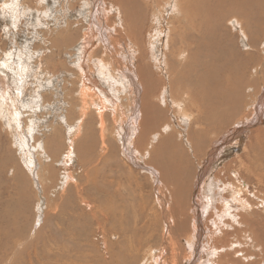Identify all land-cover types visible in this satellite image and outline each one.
I'll list each match as a JSON object with an SVG mask.
<instances>
[{
    "label": "rangeland",
    "instance_id": "1",
    "mask_svg": "<svg viewBox=\"0 0 264 264\" xmlns=\"http://www.w3.org/2000/svg\"><path fill=\"white\" fill-rule=\"evenodd\" d=\"M6 1L9 0H2L1 3L4 4ZM152 1L148 0V4ZM111 3L123 5L121 7L124 10L122 16L125 29L119 24L118 13ZM10 4L13 5L14 16L10 10H7L6 18L0 16V160L3 159L0 165L2 163L4 165V173L0 175V182H3L0 186V199L2 201L12 199L13 207L11 214L4 220L0 219V233H6L0 236V264H101L100 258L103 260L105 257L103 255L107 254L105 248L111 242L116 243L119 240L115 239L113 234L103 235L105 227H103L100 209L101 200H106L105 192L109 186L104 177L113 174L119 175L125 181L128 180V183H123L124 187L118 191V199L113 203L119 208L116 211L119 213L120 209H127L129 214L127 217L132 223L135 216H143L144 221L148 220L151 226L149 227V230H152L151 234H149L150 231L146 232L149 235L144 233L145 238L142 234H138V239L143 240L138 244L140 249L136 261L140 264H146L150 249H152L151 255L154 260L158 259L159 263L162 262L161 264H171L169 252L166 250L163 254L161 250L169 241L167 240L169 226L165 218L170 214H187L186 209L191 205L190 203H193L191 199L197 194V185L200 184L201 190L204 180L210 179L201 177V169L206 166H208L206 176L210 174L218 176L220 180L231 185H237L238 178L239 181L241 180V186L249 187L245 194L251 204L257 205L251 211H254L255 215L259 213L261 224H264V144L261 145V152L259 148L252 151L248 149L252 142L256 143L253 138L255 130L263 127L264 122L262 121L263 124L261 121L252 122L253 125L249 130L244 129L246 133L244 132L242 136L236 134L229 144L219 150L220 155L214 161L208 160L211 145L208 142L209 139L213 141V139L226 137L228 130L241 127L242 117L252 112L253 103L260 107L263 96V48L259 51V48L251 50L247 47L249 45L247 40L238 34L241 29L237 23L228 22L229 19H226L225 28L233 29L235 34L236 43L232 49H230L229 39L221 35L222 24L217 26V35L227 49L225 61L229 59L231 50L239 51V48L242 49V53L250 52L255 57L245 71L247 74L244 75V80L235 96L238 102L243 98L244 104L249 106L245 107L242 104L240 113L234 111L233 119L226 122H222L220 118L208 119L207 124L196 126L193 123L190 129L189 125L184 126L178 123L187 135V140L192 142L191 138L194 139L197 133L192 143L198 151V160H196L197 156L194 158L191 151L184 145L175 153L173 152V155L163 156L160 151L159 159L155 161V164H151L150 155L142 157L139 164H136L124 150L127 143L125 132L121 131V128L125 129L130 123L131 109L139 106L140 98L142 101L143 97L139 91H136L134 85L135 91L129 93L130 98L122 93L120 101L117 93L113 95L111 84L106 82V79L110 77L109 73L97 64L99 61H104L119 80L125 76L117 71L116 65L106 63L105 47H100L103 45V39L99 38L98 28L99 25L102 26L101 24L111 25L114 28L112 29L114 34L120 35L117 37L119 41L123 38L127 40V43L123 45L111 47L127 63L123 58L126 56L128 50L126 46L130 39L127 34V24L131 22L124 7L127 4L120 0H107L106 4L103 0L89 2L86 0H13ZM87 4L89 6L85 9ZM99 4L106 19L97 16L98 19L95 21L93 9ZM47 10L48 17H45L44 13ZM144 18L145 25L151 26V21L154 20L151 13ZM98 21L101 24H98ZM116 22L118 28H116ZM166 27H168L167 24ZM238 35L241 37L240 40ZM111 38L113 37L109 36L108 40L110 41ZM145 38L146 42L150 43L151 36L148 39L146 31ZM63 39L65 42L62 41ZM165 41L164 38L160 42L157 54L151 50L144 57V61L138 59L139 54L136 53V58L132 61L136 73H139L142 65L147 63L148 66H153L154 73L157 72L156 79H163L162 75L158 74L159 71L155 69L153 59H159L162 56ZM260 41L261 43L264 41V26L261 28ZM83 48L89 52H95V55L90 57V54L87 55L86 52L79 54V49L85 51ZM80 57L81 63L78 61ZM260 66L261 72L258 73L256 68ZM228 71L230 68L226 72ZM85 73L91 84L84 82L82 75ZM189 76L190 73H187L186 80L176 82L174 89L177 94L182 89L197 91L196 78L192 75L195 83ZM219 77L224 78L227 83L230 82V86L233 80L238 79L237 75L232 78L229 73L225 77L219 74ZM79 91L81 94H78ZM101 91H105L107 96H102ZM82 100L89 108L87 114L78 106L70 107L69 102L79 105V101ZM185 101L192 111L199 110L198 104L187 99ZM19 114L21 120H19ZM170 114L173 116V111L170 110ZM157 116L164 122H158L153 127L155 129L153 133H157L164 123H170L169 115L157 113ZM29 117L31 119L26 120ZM262 119L264 120V114ZM31 121L36 122L37 132L30 135L27 122L31 123ZM210 127H215L217 130L222 127L226 129L217 134L204 135L211 129ZM200 135L208 144L199 139ZM147 139L148 137L145 140ZM184 139L186 140V137ZM172 141L176 143V137H173ZM241 141L242 143L239 144ZM35 147L42 151L44 157L36 155L35 158L34 156L35 159H41V163L33 162V170L30 159ZM144 147L143 145L141 149L137 148L142 152ZM206 147L208 149L204 150ZM247 153L249 155L245 158ZM163 161L167 168L165 177L160 173L157 175L154 171V168L161 165ZM46 163L54 168L52 177H47L49 169ZM113 164L117 165L116 172L109 171V165ZM39 167L41 168L40 177L45 175V179H48L44 184L46 192L44 197L47 202L52 201L57 204L65 199L69 191L71 193L73 207L69 208L62 217L70 218L72 224L76 223L77 226L73 227L70 236L61 234L57 236V247L56 243L49 240L51 232H59L56 231L51 217H48V211H46L44 222L40 221L41 218L38 215H41L43 211L40 209L42 200L40 203L38 201L43 198L40 197L37 186L33 185L32 177H37L36 171L38 172ZM199 178H203V181L199 182ZM65 180L69 182L70 187L61 189L60 185ZM175 193H177L176 196L181 195V198L177 199ZM19 195L22 202H19ZM163 203L166 211L168 210L165 211V217ZM17 211L21 214L20 217ZM50 213L55 214L57 211ZM81 216L84 218L82 219ZM15 217L18 221L13 220ZM6 219L10 220L8 224L5 223ZM48 219L51 222L46 221ZM34 226L41 232L35 238L32 233L36 230ZM142 226L143 221L139 219L137 228L140 229ZM207 227L211 229V224ZM207 227L205 232L208 230ZM26 237L27 243L22 245ZM64 243L68 244L67 249L61 246ZM255 246L248 243L246 255H251L250 263L264 264V226L261 228V242L256 248ZM117 249L118 247L114 246L113 249L109 248V252ZM243 263L249 262L246 263L243 260Z\"/></svg>",
    "mask_w": 264,
    "mask_h": 264
},
{
    "label": "bare ground",
    "instance_id": "2",
    "mask_svg": "<svg viewBox=\"0 0 264 264\" xmlns=\"http://www.w3.org/2000/svg\"><path fill=\"white\" fill-rule=\"evenodd\" d=\"M12 1L13 0H9L2 4V0H0V16L6 18L5 15L7 14V10H10L14 16L13 5L10 4ZM86 1L89 2L91 0ZM120 1L127 4L124 7L128 14L127 17L130 18L131 22V24H127V34L130 39H128V44L126 46L128 47L126 56L123 57L127 63L122 60V56L119 55L117 51L111 48L113 45H123L127 43V40L123 38L119 41L117 37H120V35L114 34L112 31L114 28H112L111 25L103 26L99 21L98 24L102 26L99 25L98 32L100 34L99 38L103 39V45L100 47H105L106 63L116 65L118 67L117 71H120L125 76L119 80L104 61H99L97 64L109 73L110 77L106 79V82L111 84L113 95L117 93L120 101V94L123 93L129 96V93L135 91L133 88L134 85L136 91H139L143 97L141 101L139 94L138 97L140 98L141 104L131 109L130 123H128L125 129L121 128V131L123 130L125 132V142L127 143L124 150L127 151L133 163L139 164L142 157L145 158L150 155V159H152L151 164H155V161L159 159V153L162 152L161 155L163 156L169 154L173 155V152L175 153V151L181 149V147L185 145V147L191 151L194 158L197 156L196 160H198V151L192 143L197 133H195L194 139L191 138V142L189 139L187 140V135L184 134L180 125H189L190 129L193 123L196 126L203 125L204 123L207 124L208 119L215 120L216 118H220L222 122H226L229 119H233L234 111L240 113L241 105L244 104V101L242 98L241 101L238 102L235 96L244 80V75L247 74L245 71L250 62L255 59L250 52L242 53V49L239 48V51L236 49L231 50L229 52V59L225 61L227 49H225L221 39L217 35V26L222 24L221 35L229 39L231 43L230 49H232L236 43L234 39V30L225 27L226 19H229L228 22L234 21L237 23L239 29H241V32L238 34H241L248 42L249 45H247V47L251 50L259 48V51L263 48L264 55V41L262 43L260 41L261 28L264 26V0H153L151 4H148V0ZM103 2L106 4L107 0H103ZM88 6L89 4L85 5V9H87ZM111 6L116 9L119 16V24L125 29L124 17L122 16V11L124 12L122 8L123 5L111 3ZM100 11L101 4L93 9L95 21L98 19L97 16L101 19H106V15L103 14L102 11L100 14ZM48 13L49 11L47 10L44 16L48 17ZM148 13H151L154 18L153 22L151 21V26H146L144 23V17H147ZM166 24L168 27H166ZM159 25L161 27H159ZM117 26L116 22V28H118ZM145 31L148 35V39L151 36L150 43L146 42ZM115 32L118 33V31ZM109 36L113 37L110 41L108 40ZM238 37V40H240L241 37L239 35ZM164 38L166 41L163 53L159 50L162 56L159 57V59H153L155 62H153L155 64L154 67L159 71L158 74L162 75L161 78L163 79H156L155 73L157 72L155 71L154 73L153 66H148L147 63L142 65L141 69H139V73H136L132 63L133 59L136 58V53L139 54L138 59L144 61V57L147 56L151 50L154 54L158 53L160 42H162ZM62 41L65 42L64 39ZM83 50L85 51L79 49L78 53L82 54L86 52L87 55L90 54V57L95 55V52H89L86 48H83ZM78 61L81 63L82 58L80 57ZM262 65H264V56ZM228 68H230V71L226 72ZM256 72H261V66L256 68ZM187 73H190L189 78L195 83L194 77L196 78L198 82V84L196 83L197 91L182 89L181 92L177 94L174 86L176 82L186 80ZM228 73L232 78L236 75L238 78L237 81L233 80L231 82V86L230 82L227 83L224 78L219 77V74L225 77ZM82 78L85 83L91 84L86 73L82 75ZM78 94H81V91H79ZM101 95L106 97L107 93L101 91ZM181 96L183 97L180 98ZM205 96L206 98L204 99ZM263 98L264 91L260 107L254 103L252 104L253 110L242 117L243 121L240 123L242 124L241 127L228 130L227 133H229L226 137H221L216 140L213 139V141L209 139L208 142L211 143V145L208 152V160L210 162L214 161L216 157L220 155L219 150L229 144L231 140L235 138L234 136L236 134L242 136L244 132L246 133L244 129L249 130L254 121L257 123L259 121H261V123L262 121L264 122L263 119L261 120L264 114ZM185 99L198 104L199 110L197 112L192 111L190 107L186 105ZM107 102L109 101L107 100ZM69 104L70 107L78 106L86 114L89 112V108L84 100L79 101V105H75L73 102H69ZM121 104L123 105L122 102ZM244 105L245 107L249 106V104L247 106L246 103ZM170 110L173 111V116L170 114ZM253 112L257 113L254 114ZM157 113L169 115L170 123H164L157 133H153L155 131L153 127L158 122H164L157 116ZM250 118L252 119L250 120ZM21 119L20 115L19 120ZM30 119V117L26 118V120ZM27 123H29L28 128L30 135L37 132L36 122L31 121V123ZM210 128L211 129L206 131L204 135L208 136L210 135L209 133L217 134L226 129V127H222L220 130H217L215 127ZM176 131H178V133H175ZM255 131L256 133L253 138L256 143L254 144V142H252L248 149L252 151L259 148L261 152V145L264 144V126L256 128ZM146 137H148L147 140H145ZM173 137H176V143H173ZM185 137L186 140L184 139ZM199 139L208 144L207 141L202 139V135L199 136ZM241 143L242 141L239 142V144ZM143 145L145 147L141 152L137 147L141 149ZM207 149L208 147L204 148V150ZM36 155L42 158L44 157L42 151L35 147L30 159L33 170V162L38 161L39 164L41 163V159H35ZM248 155L249 153L245 155V158ZM0 161H3V159ZM47 165L48 163H46V167ZM116 167L117 165L114 164L109 165V171L116 172ZM48 169L49 173H47V177H52L54 174L53 166L48 165ZM154 171L157 175L160 173L161 176L163 175V177H165L167 175L165 161H163L161 165L155 167ZM2 173H4L3 163L0 165V175H2ZM36 174V179L32 177V183L37 186L40 197L45 199L44 196L46 192L44 184L48 179H45V175L40 177V167L38 172L36 171ZM206 175H208V166L201 169V177H209L210 179L207 178L204 180L201 190L199 188L200 184L197 185V194L191 199L193 203H190L191 205L186 209L187 214H170L165 218L166 224L169 226L167 231V240L169 241L166 245L164 244L165 246L161 249L162 253L164 254L166 250L169 252L171 264H244L243 260L246 263L249 262L248 264H256L250 263L251 255H246L248 254L247 245L248 243L255 244V248L259 245L261 242V228H263L264 224H261L259 213L255 215V212L251 211V209L257 205L251 204L245 194L249 187L241 186V180L239 181L238 178L237 186L220 180L218 176L215 177L212 176V174L209 176ZM104 180L109 186L105 192L106 200H101L100 204L103 227H105L103 235L106 236V233L109 235L113 234V236L115 235V239L119 240L116 243L111 242V244L105 248L107 254L105 253V255H103L105 256L103 260L100 258V262H102L101 264H136L138 251L140 249L138 244L143 241H141L142 238L138 239V234H142L144 237V233H149V227L151 226L148 220L144 221L143 216H135L134 223H132L127 217V209H120L119 213L116 211L119 210V208L115 207L113 203L117 201V193L124 187L123 183H128V180L125 181V179H121L119 175L114 174L107 175L104 177ZM202 181L203 178H199V182ZM68 183L69 182L66 180L63 181L60 185L61 189L69 188L70 186H68ZM2 185L3 182H0V186ZM176 194L177 193H175V197L180 199L181 195L179 196L178 194L176 196ZM70 195L71 193L69 191L63 201L57 204L54 202L53 204L51 201L52 205L49 201L47 202L46 199L43 200L40 198L38 201L40 203V200H42L40 209L43 211L41 215L38 214L39 218H41L40 221H45V214L46 211H48V217H51V221H53L56 226V231L59 232H51L49 234V240L56 243V247L57 236L61 234L68 237L72 234L71 231L73 227L77 226L76 223L74 225L72 224L70 218L62 217L69 208L73 207ZM19 202H22L20 195ZM12 207V199L5 201L0 199V219L4 220L7 215L11 214ZM163 209L165 217L166 207L164 203ZM54 211H57V213H50ZM17 212L19 213V211ZM189 213H192V215L189 216ZM20 215L19 213V217ZM81 217L82 219L84 218V216ZM139 219L143 221V226L140 229L137 228ZM13 220L18 221L17 217ZM46 221H49V219ZM9 222L10 220L6 219L5 223L8 224ZM209 224H211V229L207 227ZM34 227L36 228V226ZM206 227L208 229L207 232H205ZM151 231L149 234H151ZM32 233L35 238L41 232L36 228ZM3 235H6V233H0V236ZM74 235L76 236V234ZM146 238L148 237L146 236ZM27 240L28 238L26 237L21 244L27 243ZM61 246L64 249L69 247L66 243ZM114 246H117L118 249L109 252V248L113 249ZM144 248L145 247H143V249ZM253 250L255 251V249ZM135 251L136 254H134ZM151 251L152 249L149 250V258L146 264H161L162 262L159 263L158 259L154 260ZM235 257L238 258L235 259ZM96 261L98 262V260ZM183 261L185 262L183 263Z\"/></svg>",
    "mask_w": 264,
    "mask_h": 264
}]
</instances>
